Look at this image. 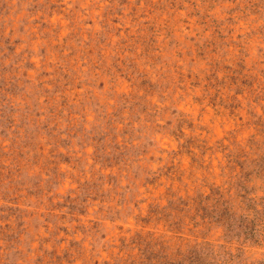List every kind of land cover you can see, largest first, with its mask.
<instances>
[{
	"label": "rangeland",
	"instance_id": "rangeland-1",
	"mask_svg": "<svg viewBox=\"0 0 264 264\" xmlns=\"http://www.w3.org/2000/svg\"><path fill=\"white\" fill-rule=\"evenodd\" d=\"M0 264H264V0H0Z\"/></svg>",
	"mask_w": 264,
	"mask_h": 264
}]
</instances>
